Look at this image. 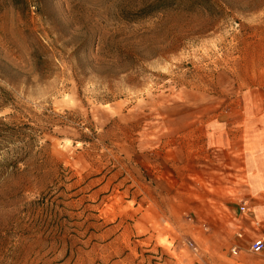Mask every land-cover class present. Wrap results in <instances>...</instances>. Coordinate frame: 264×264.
<instances>
[{
	"label": "rangeland",
	"instance_id": "rangeland-1",
	"mask_svg": "<svg viewBox=\"0 0 264 264\" xmlns=\"http://www.w3.org/2000/svg\"><path fill=\"white\" fill-rule=\"evenodd\" d=\"M246 113L264 0H0V264H199L172 191L242 189Z\"/></svg>",
	"mask_w": 264,
	"mask_h": 264
},
{
	"label": "crops",
	"instance_id": "crops-1",
	"mask_svg": "<svg viewBox=\"0 0 264 264\" xmlns=\"http://www.w3.org/2000/svg\"><path fill=\"white\" fill-rule=\"evenodd\" d=\"M258 115L246 113L238 118L240 133L236 144L232 145L225 130L211 134V139L201 143L215 152L211 158L217 169L219 163L225 165L226 151L238 152L242 168L240 191L228 197L227 202L217 198L216 204L211 202L214 196L207 191L202 194L190 189L172 191V229L184 231L185 238L193 239L201 247L199 254L194 255L199 264H264V245L258 252L248 249L254 237L264 240V129L259 126ZM183 147L186 151L190 144ZM241 201L247 205L246 212L237 210ZM236 230L241 231L240 237L235 236ZM173 242L172 249L179 246L178 241ZM232 245L236 247L235 253L230 252Z\"/></svg>",
	"mask_w": 264,
	"mask_h": 264
},
{
	"label": "built area",
	"instance_id": "built-area-1",
	"mask_svg": "<svg viewBox=\"0 0 264 264\" xmlns=\"http://www.w3.org/2000/svg\"><path fill=\"white\" fill-rule=\"evenodd\" d=\"M237 210L239 212H246L247 210V205L245 201H241L240 204L237 205ZM235 236L240 237L241 236V231L236 230L235 231ZM264 245V240L261 237H254L250 243L248 244V249L251 252H258L261 250V248ZM230 252L235 253L236 252V247L235 245L230 246Z\"/></svg>",
	"mask_w": 264,
	"mask_h": 264
}]
</instances>
